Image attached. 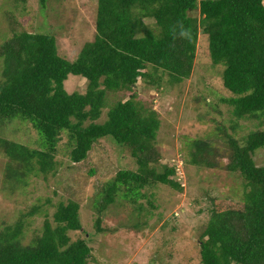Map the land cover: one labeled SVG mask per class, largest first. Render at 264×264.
Returning a JSON list of instances; mask_svg holds the SVG:
<instances>
[{
    "label": "trees",
    "instance_id": "16d2710c",
    "mask_svg": "<svg viewBox=\"0 0 264 264\" xmlns=\"http://www.w3.org/2000/svg\"><path fill=\"white\" fill-rule=\"evenodd\" d=\"M96 32L75 61L58 53L52 34L23 31L0 46V131L12 121L31 124L40 145L18 142L6 130L0 134V152L8 158L4 180L13 193L31 174L46 179L55 170L64 134L75 163L87 159L106 137L131 151L137 169L119 171L101 189L100 209L113 204L124 189L140 197V190L154 182L181 189L177 165L160 169L159 115L139 99L138 82L157 89L182 84L194 70L201 35L208 36L211 70H220L217 74L232 94L226 99L231 130L247 119L264 124V0H98ZM70 75L86 79L84 91L66 90ZM195 99L205 101L203 96ZM106 108L107 118L100 121ZM216 132L193 139L186 162L245 180L242 193H233L239 202L212 199L210 220L199 237L202 264H264V165L254 159L264 148V129L243 140L220 124ZM80 208L76 201L60 203L53 221L46 220L41 234L27 245L21 241L23 214L0 233V264H90L89 241H73L69 234L83 229Z\"/></svg>",
    "mask_w": 264,
    "mask_h": 264
},
{
    "label": "rangeland",
    "instance_id": "374dc122",
    "mask_svg": "<svg viewBox=\"0 0 264 264\" xmlns=\"http://www.w3.org/2000/svg\"><path fill=\"white\" fill-rule=\"evenodd\" d=\"M97 9L98 0H49L46 4L40 0H0V46L23 31L52 34L57 38L58 53L75 61L83 47L95 39ZM3 67L0 58V78ZM211 68L208 36L201 35L194 70L182 84L157 89L138 82L139 99L159 115L156 146L162 156L160 169L177 165L175 178L181 189L154 182L140 190L143 197L124 189L113 204L100 209L101 189L119 171L137 169L131 151L106 137L94 145L87 159L75 163L70 157L72 145L64 134L55 154V170L46 179L43 174H31L26 185L14 193L4 180L8 158L0 152V233L26 214L21 241L27 245L35 234H41L46 220L53 221L59 204L72 200L80 203L83 229L69 234L73 241H89L90 264H202L199 237L210 220L212 199L239 202L233 193H242L245 179L237 173L189 164L190 143L195 138L213 137L218 124L240 140L264 129L262 120L247 119L231 130V107L226 99L232 94L217 74L220 70L213 72ZM86 87V79L80 76L70 75L65 81L69 93ZM202 96L204 102L196 101ZM107 109L100 121L107 118ZM14 122L18 129H13L17 126ZM5 125L0 134L6 130L12 139L40 148L31 124L12 121ZM254 159L257 165H264V148ZM35 207L37 210L28 215Z\"/></svg>",
    "mask_w": 264,
    "mask_h": 264
}]
</instances>
